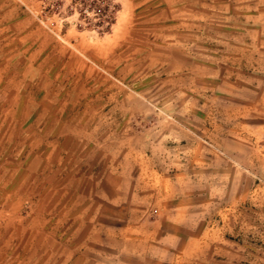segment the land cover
Returning a JSON list of instances; mask_svg holds the SVG:
<instances>
[{
	"label": "rangeland",
	"instance_id": "obj_1",
	"mask_svg": "<svg viewBox=\"0 0 264 264\" xmlns=\"http://www.w3.org/2000/svg\"><path fill=\"white\" fill-rule=\"evenodd\" d=\"M103 1L0 0V264H264V0Z\"/></svg>",
	"mask_w": 264,
	"mask_h": 264
},
{
	"label": "trees",
	"instance_id": "obj_2",
	"mask_svg": "<svg viewBox=\"0 0 264 264\" xmlns=\"http://www.w3.org/2000/svg\"><path fill=\"white\" fill-rule=\"evenodd\" d=\"M78 1V0H74ZM84 5H89L90 8L94 7L96 13L98 14L99 25L105 30H108L113 23V15L110 6L107 4L102 6L103 0H81ZM89 1V2H88ZM103 1V2H99Z\"/></svg>",
	"mask_w": 264,
	"mask_h": 264
}]
</instances>
